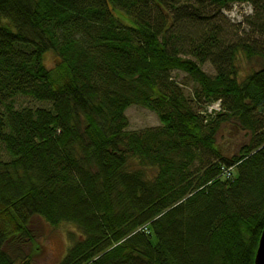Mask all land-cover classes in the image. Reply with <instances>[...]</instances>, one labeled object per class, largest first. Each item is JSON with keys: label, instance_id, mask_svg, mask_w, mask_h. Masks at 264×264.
Listing matches in <instances>:
<instances>
[{"label": "trees", "instance_id": "trees-1", "mask_svg": "<svg viewBox=\"0 0 264 264\" xmlns=\"http://www.w3.org/2000/svg\"><path fill=\"white\" fill-rule=\"evenodd\" d=\"M235 2L254 11L242 34L224 15ZM133 104L161 124L128 130ZM226 124L250 134L231 155ZM42 219L81 232L56 264H254L264 0H0V264H37Z\"/></svg>", "mask_w": 264, "mask_h": 264}, {"label": "rangeland", "instance_id": "rangeland-1", "mask_svg": "<svg viewBox=\"0 0 264 264\" xmlns=\"http://www.w3.org/2000/svg\"><path fill=\"white\" fill-rule=\"evenodd\" d=\"M253 12V8L250 4L235 2L224 10V15L231 24L232 30L235 29L234 33L242 34L243 29H248V25L246 24L247 18L251 16ZM233 25H236V27L234 28ZM57 62V57L54 51H48L45 56L47 67L53 68ZM239 63L242 72L254 68L252 64L247 63V60L243 55L241 56ZM203 69L209 74H215V69L209 62L203 64ZM172 75L175 80L181 84L184 93L189 97L193 96V93L197 88V83L194 82L187 73L179 70H173ZM16 101V104L20 106H50V103L48 102L35 100L29 96H18ZM191 104L195 106V108H219V103L209 106H207V104L205 106H199L195 101H192ZM126 114L129 119L128 130L131 131H140L161 124L159 116L154 111L139 104H133L128 107ZM249 137V132H241L239 128L226 124L220 131L218 141L223 152L231 155L246 144L249 141ZM37 229L39 230L38 241L43 246V253L36 255L34 258L37 264H56L62 258L70 244L69 233L72 232L75 236L81 233L72 223L66 222L58 225H51L43 219L38 220Z\"/></svg>", "mask_w": 264, "mask_h": 264}, {"label": "water", "instance_id": "water-1", "mask_svg": "<svg viewBox=\"0 0 264 264\" xmlns=\"http://www.w3.org/2000/svg\"><path fill=\"white\" fill-rule=\"evenodd\" d=\"M254 264H264V228L262 230L256 254H255V260Z\"/></svg>", "mask_w": 264, "mask_h": 264}]
</instances>
